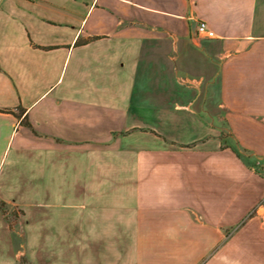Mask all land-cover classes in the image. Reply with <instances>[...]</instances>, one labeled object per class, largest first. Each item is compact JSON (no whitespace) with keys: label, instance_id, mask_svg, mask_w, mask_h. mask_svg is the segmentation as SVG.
<instances>
[{"label":"crops","instance_id":"0c3cea01","mask_svg":"<svg viewBox=\"0 0 264 264\" xmlns=\"http://www.w3.org/2000/svg\"><path fill=\"white\" fill-rule=\"evenodd\" d=\"M0 264H264V0H0Z\"/></svg>","mask_w":264,"mask_h":264},{"label":"built area","instance_id":"2783aa9c","mask_svg":"<svg viewBox=\"0 0 264 264\" xmlns=\"http://www.w3.org/2000/svg\"><path fill=\"white\" fill-rule=\"evenodd\" d=\"M196 33H197V36L199 37H206L210 39L215 38L214 32L211 29H209L207 24L203 21L197 22Z\"/></svg>","mask_w":264,"mask_h":264},{"label":"rangeland","instance_id":"374dc122","mask_svg":"<svg viewBox=\"0 0 264 264\" xmlns=\"http://www.w3.org/2000/svg\"><path fill=\"white\" fill-rule=\"evenodd\" d=\"M213 123H216V121L214 120L213 121ZM191 134H192V132H191ZM58 192V191H57ZM75 193V191H67V190H65V191H63V199L62 200H74V197H76V195L74 194ZM40 194V193H39ZM57 194V193H56ZM36 197H39L40 198V196L39 195H37ZM52 197H54V198H56L57 197V195H54V196H52ZM78 197V196H77ZM35 198V197H34ZM38 198V199H39ZM45 198V196H43V199ZM22 200H27V198H26V195L24 194V196L22 197ZM75 200H77V199H75ZM6 208V207H5ZM4 208V209H5ZM7 209V208H6ZM17 209H18V206L17 205H13V210L16 212L17 211ZM54 225H55V223H54ZM53 241V240H52ZM55 241V240H54ZM52 246H57V243H56V241H55V243H52Z\"/></svg>","mask_w":264,"mask_h":264}]
</instances>
